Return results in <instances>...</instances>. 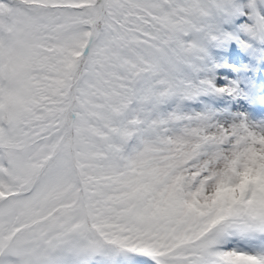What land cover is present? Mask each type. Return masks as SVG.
<instances>
[{
  "label": "snow or ice",
  "instance_id": "obj_1",
  "mask_svg": "<svg viewBox=\"0 0 264 264\" xmlns=\"http://www.w3.org/2000/svg\"><path fill=\"white\" fill-rule=\"evenodd\" d=\"M0 264H264V0H0Z\"/></svg>",
  "mask_w": 264,
  "mask_h": 264
}]
</instances>
